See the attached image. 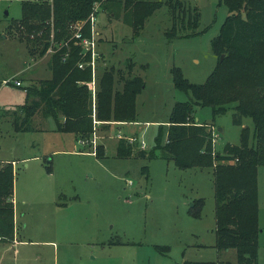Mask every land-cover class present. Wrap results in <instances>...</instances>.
<instances>
[{
	"label": "rangeland",
	"instance_id": "1",
	"mask_svg": "<svg viewBox=\"0 0 264 264\" xmlns=\"http://www.w3.org/2000/svg\"><path fill=\"white\" fill-rule=\"evenodd\" d=\"M22 1L0 0V78L15 75L28 86L52 76L46 62L54 49L50 47L47 57L31 59L32 41L29 45L9 29L22 15ZM160 1L164 4L144 22L125 8V0L96 1V22L86 19L90 33L84 35L95 46L87 52L90 59L82 62L95 64L96 88L107 69L115 70L118 88H123L122 77H140L136 123L128 126L132 131H126L127 125L117 127L120 121L96 122L90 136L77 140L73 132L58 130L53 117L41 121L38 114L31 128L17 130L13 121L21 114L26 91L16 86L0 89V157L15 159L18 227L15 240H0V264H188L187 260L216 259L213 168L179 167L155 146L160 130L165 142L176 102L191 97L176 86L177 70L189 82L202 83L216 66L212 40L228 7L224 0H179L187 13L195 14V8L200 13L198 25L190 30L184 25L190 23L187 17H177L180 11L173 17L168 0ZM86 20L71 22L70 34L80 22L84 33ZM183 31L194 34L182 35ZM77 40L86 52L87 46ZM52 44L61 45L54 40ZM234 105L227 104L215 117L212 107L197 105L191 115V123L206 126L213 155L225 153L228 144H239L245 126L253 133L252 118L234 121L240 116ZM132 136L140 141L132 142ZM120 141L127 148L131 144L155 150L156 155L118 156ZM99 144L106 154L97 157L93 150ZM257 179L262 229L257 264H264V165L258 167ZM226 255L235 260V249L222 258Z\"/></svg>",
	"mask_w": 264,
	"mask_h": 264
},
{
	"label": "trees",
	"instance_id": "2",
	"mask_svg": "<svg viewBox=\"0 0 264 264\" xmlns=\"http://www.w3.org/2000/svg\"><path fill=\"white\" fill-rule=\"evenodd\" d=\"M99 0H24L22 15L8 26L19 35L32 41L33 58L46 55L52 71L50 78L25 87L27 97L21 104V114L14 118L17 130H27L37 114L41 121L53 117L57 129L71 131L76 138L90 136L97 121H135V96L142 82L140 77L123 78V88L116 86L115 70H105L100 76L95 98L89 86L92 66L80 67L90 53L83 52L80 42L70 34L71 22L86 20ZM228 15L220 32L212 40L218 54L216 66L205 82L192 83L177 70L175 84L191 94L187 101H177L168 121L165 142L163 131L156 138L160 155L171 159L179 167H212L215 182V215L217 258L187 260L188 264H222L219 257L235 249L236 257L230 264H257L259 257L258 167L264 165V0H224ZM173 17H187L193 29L198 25L200 13L188 12L179 0H168ZM163 1L125 0L137 21L144 20ZM190 10V9H189ZM83 35H89L86 20ZM38 33V34H37ZM40 33V34H39ZM194 34L183 31L182 35ZM52 40L61 43L53 45ZM36 41V42H34ZM224 54L221 60L220 56ZM118 73V72H117ZM121 80V77L119 78ZM95 102V104H94ZM234 102V121L250 117L253 133L245 126L239 144H228L225 153H211V140L205 125L191 123L197 105L212 107L213 117ZM95 115V116H94ZM207 124V123H206ZM251 138L254 141L251 143ZM118 154L153 157L155 150L124 145L120 141ZM126 147V148H125ZM205 148V151L201 149ZM103 144L96 146V156L103 155ZM147 169V168H146ZM14 167L10 162L0 168V240L15 237ZM202 203V200H199ZM194 206V205H193ZM197 213V212H196ZM168 248V246H166Z\"/></svg>",
	"mask_w": 264,
	"mask_h": 264
},
{
	"label": "built area",
	"instance_id": "3",
	"mask_svg": "<svg viewBox=\"0 0 264 264\" xmlns=\"http://www.w3.org/2000/svg\"><path fill=\"white\" fill-rule=\"evenodd\" d=\"M98 10H97V6H95L94 5V9H93V11H92V13H91V15L89 16V19H90V22L91 23H95L96 22V19H97V16H96V12H97ZM82 25H83V22H80L79 23V28H78V30L75 32V34H74V36L77 38V39H80V40H82V44L85 46H87V48H86V52L85 53H87L88 51H91V45H93V47L95 46V41L93 40V39H89V38H87L88 36H85V35H83V32L81 31V27H82ZM48 50H51V48H49ZM93 53V56L95 55V51L94 52H92ZM95 59V58H94ZM95 64L93 63V61H92V72H93V78H92V80L89 82V86H90V88L91 89H93V94L94 95H96V85H95V66H94ZM79 66L80 67H84L85 65H84V63L83 62H80L79 63ZM4 86H16V87H24V89H25V87L26 86H23V80L20 78V77H18V76H11V77H6V78H0V89L2 88V87H4ZM26 90V89H25ZM2 110V106L0 105V111ZM96 122H97V120H96ZM130 140L133 142V141H140L139 139H138V137H136V136H132V137H130ZM140 145L142 146V147H144L145 146V142H144V140H141V142H140ZM95 149H96V147H95ZM93 150V153H96V150ZM12 163L13 164V166H14V161H8V160H5V159H3V158H1L0 157V168L1 167H3V166H5L6 164H8V163Z\"/></svg>",
	"mask_w": 264,
	"mask_h": 264
},
{
	"label": "crops",
	"instance_id": "4",
	"mask_svg": "<svg viewBox=\"0 0 264 264\" xmlns=\"http://www.w3.org/2000/svg\"><path fill=\"white\" fill-rule=\"evenodd\" d=\"M43 57H47L46 55H44V56H42V58ZM49 58V57H48ZM48 58H47V64H48ZM31 59H36V58H33V57H31ZM31 76V75H30ZM29 76V77H30ZM41 79H43V78H40V80ZM95 116V115H94ZM197 119V118H196ZM121 122V121H120ZM119 122V124H117V127H119L120 128V125H127V126H125V128H126V131H127V129H128V126L129 125H133L134 123H136V120L135 121H129V122H121L120 123ZM97 123L100 125V124H107L108 122L107 121H101V123L100 122H98L97 121ZM96 123V124H97ZM98 125V126H99ZM130 131H132L131 130V128L130 129H128V131L127 132H130ZM78 140V139H77ZM119 144V143H118ZM105 149V148H104ZM145 149V148H144ZM118 150H119V146H117V155L119 156V152H118ZM104 151V150H103ZM106 154V153H105ZM104 154V152H103V155H105ZM102 156V155H101ZM98 157V156H97ZM3 158V157H2ZM4 159V158H3ZM5 160H8V159H5ZM15 159H13L12 161H14ZM8 161H10V159L8 160ZM14 167V166H13ZM15 171V170H14ZM14 204H15V197H14ZM14 217H15V215H14ZM16 232H18V227L16 226V222H15V236H16ZM14 240H15V237H14ZM216 249V248H215ZM216 251V254H217V250H215ZM217 256H218V254H217ZM226 258H222V256L221 257H219L221 260H224L225 261V263H222V264H230L228 261H233L234 260V257H232V259H229V256H225ZM217 258V257H216ZM210 260H212V259H210Z\"/></svg>",
	"mask_w": 264,
	"mask_h": 264
},
{
	"label": "water",
	"instance_id": "5",
	"mask_svg": "<svg viewBox=\"0 0 264 264\" xmlns=\"http://www.w3.org/2000/svg\"><path fill=\"white\" fill-rule=\"evenodd\" d=\"M224 58V54H222L221 56H220V59L222 60ZM220 130H222V127H220L219 128Z\"/></svg>",
	"mask_w": 264,
	"mask_h": 264
}]
</instances>
